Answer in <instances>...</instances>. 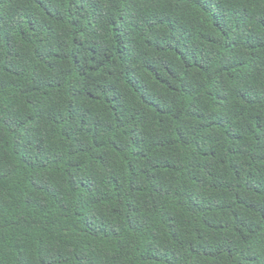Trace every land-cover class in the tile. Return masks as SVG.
Instances as JSON below:
<instances>
[{
    "label": "trees",
    "instance_id": "16d2710c",
    "mask_svg": "<svg viewBox=\"0 0 264 264\" xmlns=\"http://www.w3.org/2000/svg\"><path fill=\"white\" fill-rule=\"evenodd\" d=\"M0 264H264V0H0Z\"/></svg>",
    "mask_w": 264,
    "mask_h": 264
}]
</instances>
